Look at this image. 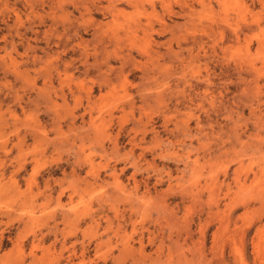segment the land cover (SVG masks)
<instances>
[{
  "label": "rangeland",
  "instance_id": "obj_1",
  "mask_svg": "<svg viewBox=\"0 0 264 264\" xmlns=\"http://www.w3.org/2000/svg\"><path fill=\"white\" fill-rule=\"evenodd\" d=\"M0 264H264V0H0Z\"/></svg>",
  "mask_w": 264,
  "mask_h": 264
}]
</instances>
